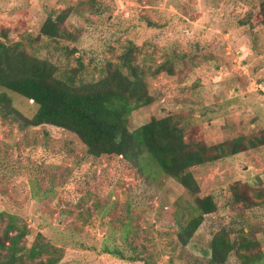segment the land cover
Instances as JSON below:
<instances>
[{"label": "rangeland", "instance_id": "1", "mask_svg": "<svg viewBox=\"0 0 264 264\" xmlns=\"http://www.w3.org/2000/svg\"><path fill=\"white\" fill-rule=\"evenodd\" d=\"M262 1L0 0V37L16 34L29 51L78 67L77 58L40 35L48 16L64 13L79 35L77 55L88 79H98L133 42L139 65L155 72L168 63L174 73L146 76L153 99L133 110L129 129L172 116L213 145L264 133V27L242 24ZM2 92L20 115L0 108V212L6 213L0 234L15 215L28 229L22 244L49 243L55 251L25 264L50 255H60L57 264H208L210 242L222 227L237 239L239 213L227 205L233 186H264V145L194 166L199 195L212 194L218 209L183 245L178 223L193 199L147 152L140 163L95 156L72 131L24 127L21 115L32 117L39 105L0 86ZM247 212L248 235L262 238L264 250V206ZM225 264H241L235 251Z\"/></svg>", "mask_w": 264, "mask_h": 264}, {"label": "trees", "instance_id": "2", "mask_svg": "<svg viewBox=\"0 0 264 264\" xmlns=\"http://www.w3.org/2000/svg\"><path fill=\"white\" fill-rule=\"evenodd\" d=\"M66 18L64 13L48 16L40 27V35L63 50L67 58H77L79 66L57 65L36 51H29L26 40L5 31L0 37V86L39 105L32 117L21 115L24 127L48 124L72 131L95 156H119L140 163L141 156L147 152L156 167L177 179L193 199L183 221L179 219L176 233L178 242L186 245L205 216L218 209L212 194L199 195L200 185L192 168L256 149L264 145V133L239 135L207 145L195 126H182L172 116L153 118L130 130L129 115L153 99L146 76L162 70L172 74L174 70L168 63L160 64L155 72L146 70L137 62V45L130 41L117 63L109 61L98 79H88L82 58L77 55L79 35L70 29ZM242 24L264 27V1L248 13ZM0 108L20 115L6 92L0 93ZM233 188L227 205L239 213L234 218L237 227L233 229L237 239L231 238L230 229L222 227L210 242L207 263L225 264L235 251L241 264H263V239L248 235L250 224L245 216L249 209L264 206V186L238 181ZM5 215L0 212V218ZM27 234V227L20 225L15 215L10 216L3 235L0 234V264H25L27 259H39L49 252V243L40 242L31 247L22 244ZM50 251L54 253V247ZM59 256L50 255L34 264H57Z\"/></svg>", "mask_w": 264, "mask_h": 264}]
</instances>
